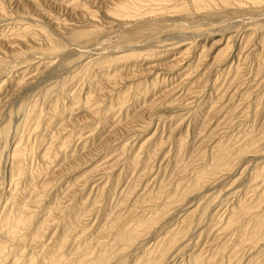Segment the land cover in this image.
<instances>
[{
  "label": "rangeland",
  "instance_id": "374dc122",
  "mask_svg": "<svg viewBox=\"0 0 264 264\" xmlns=\"http://www.w3.org/2000/svg\"><path fill=\"white\" fill-rule=\"evenodd\" d=\"M0 245L264 264V0H0Z\"/></svg>",
  "mask_w": 264,
  "mask_h": 264
},
{
  "label": "bare ground",
  "instance_id": "6f19581e",
  "mask_svg": "<svg viewBox=\"0 0 264 264\" xmlns=\"http://www.w3.org/2000/svg\"><path fill=\"white\" fill-rule=\"evenodd\" d=\"M120 5V4H119ZM126 5V4H125ZM122 7V6H121ZM127 7V6H126ZM123 9V8H122ZM126 9V8H125ZM124 10V9H123ZM127 12H129V11H127ZM131 12H132V10H131ZM127 14V13H126ZM130 14V13H129ZM21 216V215H20ZM19 215H18V217L16 216V217H14L13 219H11L10 221H7L6 220V222H7V229H8V231H9V233H10V235H14L15 236V232H16V228H18L17 226L18 225H21L22 223H24L23 221H22V219H21V217H20ZM25 224V223H24ZM5 226V225H4ZM10 250V249H9ZM2 252V246L0 245V253ZM1 255V254H0Z\"/></svg>",
  "mask_w": 264,
  "mask_h": 264
}]
</instances>
